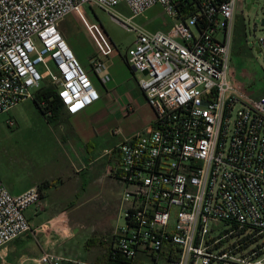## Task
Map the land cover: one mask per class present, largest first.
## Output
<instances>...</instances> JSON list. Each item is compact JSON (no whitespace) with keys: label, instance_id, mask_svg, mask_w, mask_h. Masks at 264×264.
Returning <instances> with one entry per match:
<instances>
[{"label":"built area","instance_id":"built-area-1","mask_svg":"<svg viewBox=\"0 0 264 264\" xmlns=\"http://www.w3.org/2000/svg\"><path fill=\"white\" fill-rule=\"evenodd\" d=\"M238 1L0 0V115L43 86L55 89L68 116L98 101L60 25L80 17L96 50L89 70L106 84L114 47L80 11L123 5L130 13L112 19L135 35L124 60L154 115L109 152L122 224L103 240L99 264H264V94L248 97L231 76ZM156 6L170 28L151 32L133 22ZM255 45L264 60V35ZM41 197L38 187L14 195L0 177V250L37 232L25 212ZM61 262L96 264L49 254L35 260Z\"/></svg>","mask_w":264,"mask_h":264},{"label":"rangeland","instance_id":"rangeland-1","mask_svg":"<svg viewBox=\"0 0 264 264\" xmlns=\"http://www.w3.org/2000/svg\"><path fill=\"white\" fill-rule=\"evenodd\" d=\"M238 4L231 46V76L248 97L256 99L264 94V60L255 45L256 38L264 35V27L260 24L264 19V0H239ZM80 13L89 21H97L111 41L114 53L124 56L135 35L112 17L119 20L129 17L130 13L125 6L115 7L109 13L97 7L84 8ZM133 22L151 32L165 31L172 25V21L166 18L158 6L147 11L144 16L135 18ZM60 31L80 63L83 66L88 63L87 68L90 67V59L96 50L80 17L77 14L67 16L60 25ZM38 70L43 72L40 66ZM127 72L132 73L129 70ZM91 80L101 97L94 105L102 111L106 104L102 93L109 86L101 84L95 76ZM104 116L99 114L101 122ZM9 119L15 123L12 128L6 125ZM67 120L68 117L52 119L45 116L37 109L33 99H27L0 115V177L10 185L13 192L23 191L36 180L50 178L52 175L54 178L51 180L56 183L66 180L65 175L55 173L64 165L65 160H74L69 156L73 151L68 147V143L72 142L66 128ZM113 120V123H109V119H103V122L109 123L107 127L110 136L116 138L123 131L137 126L140 121L136 116ZM59 126L63 127L65 133L59 132ZM59 193L60 196L65 194V197L59 198L53 209L60 212L51 215L54 218L51 221L50 217L40 225L35 216L29 217L37 232L34 235L25 234L2 248L0 264H33L30 261L25 263L24 260H37L43 254L87 261L92 256L90 250H97L99 241L107 239L114 228L122 224V220L118 219V203L107 210L101 200L90 199L72 211V191L69 186L64 193ZM43 225L46 226L44 230ZM90 239L92 242L88 245ZM100 246L102 252L107 250V242L100 243Z\"/></svg>","mask_w":264,"mask_h":264},{"label":"crops","instance_id":"crops-1","mask_svg":"<svg viewBox=\"0 0 264 264\" xmlns=\"http://www.w3.org/2000/svg\"><path fill=\"white\" fill-rule=\"evenodd\" d=\"M106 61L107 71L111 80L105 84L109 86V88L105 89V93H102L103 98L106 100L103 110L100 111L98 107L94 105L100 101V97L98 101L88 106L80 113L68 117V125L66 128L67 132L70 133L72 137H69L72 143H68V147L73 151L70 152L69 156L74 158V160H65L64 165L60 167L62 170L60 171L59 169L57 173H55L58 175H65L66 180L56 183L51 180L54 178V175H52L50 178L36 180L28 188L23 190L26 191L32 187H38L44 182L49 183L47 186H42L40 189L42 197L38 206L26 210V212L29 211L27 215L25 212L28 220L30 219L29 217L35 216V220L39 225L47 221L50 217L51 221L54 219L51 215L60 212V210H54L53 208L57 201H59V198L65 197V194L60 196L59 192L62 191L64 193V191L68 189V186L72 191V211L81 207L83 203L85 204L90 199L101 200L107 210L108 207L112 205L115 206L118 203L119 210L122 186L116 178L106 173L107 168L112 165L114 160L109 152L121 141L132 137L150 124L154 114L137 86V76L132 68L126 65L124 56L113 53ZM85 66L86 70L89 71L90 77H92L93 75L89 67L87 68L88 63L84 64V67ZM126 68L132 73L129 74ZM99 114L105 115L103 119H109V123H113V119L116 120L120 117L125 118L133 116L138 117L140 121L137 126L123 131V133L116 138L110 136L107 127L109 123H104L103 119L101 122ZM58 130L61 134L65 133L62 126H59ZM66 146L65 148L67 149ZM2 181L12 194L17 195L23 192H13L10 185L3 179ZM41 211L43 214H40ZM29 222L32 228L35 229L33 227L34 223L31 220H29ZM42 229H46V226L43 225ZM100 243H103V240L99 241L97 250H90L92 256H90V259L86 262L99 264L105 261L106 251L102 252ZM46 248H49V245H46ZM87 252L89 253L88 250ZM35 260V258H27L24 262L26 261L25 263H27L30 261L35 264Z\"/></svg>","mask_w":264,"mask_h":264},{"label":"trees","instance_id":"trees-1","mask_svg":"<svg viewBox=\"0 0 264 264\" xmlns=\"http://www.w3.org/2000/svg\"><path fill=\"white\" fill-rule=\"evenodd\" d=\"M126 63V62H125ZM127 65V64H126ZM128 66V65H127ZM129 67V66H128ZM33 102L37 109L52 119H59L62 117H69L63 110V107L56 95L55 89L53 87L43 86L34 93ZM49 183H43L38 186L41 189L42 186H47ZM92 240H88L89 245Z\"/></svg>","mask_w":264,"mask_h":264},{"label":"water","instance_id":"water-1","mask_svg":"<svg viewBox=\"0 0 264 264\" xmlns=\"http://www.w3.org/2000/svg\"><path fill=\"white\" fill-rule=\"evenodd\" d=\"M261 26L264 27V19L261 20ZM133 72H134V69L132 68ZM145 73V72H144Z\"/></svg>","mask_w":264,"mask_h":264},{"label":"bare ground","instance_id":"bare-ground-1","mask_svg":"<svg viewBox=\"0 0 264 264\" xmlns=\"http://www.w3.org/2000/svg\"><path fill=\"white\" fill-rule=\"evenodd\" d=\"M84 8H89V6L88 5H84L83 8L81 9V11L84 10Z\"/></svg>","mask_w":264,"mask_h":264}]
</instances>
